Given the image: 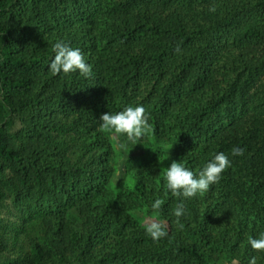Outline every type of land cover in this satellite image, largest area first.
<instances>
[{"label":"trees","instance_id":"trees-1","mask_svg":"<svg viewBox=\"0 0 264 264\" xmlns=\"http://www.w3.org/2000/svg\"><path fill=\"white\" fill-rule=\"evenodd\" d=\"M58 40L89 78L51 73ZM137 104L151 130L126 139L130 182L110 193L99 117ZM217 152L231 167L176 217L167 167L198 173ZM147 217L167 235L153 241ZM261 234L264 0H0V264H264Z\"/></svg>","mask_w":264,"mask_h":264},{"label":"clouds","instance_id":"clouds-1","mask_svg":"<svg viewBox=\"0 0 264 264\" xmlns=\"http://www.w3.org/2000/svg\"><path fill=\"white\" fill-rule=\"evenodd\" d=\"M209 11L214 12L215 7H211ZM53 52L54 55L48 64L53 75L78 72L84 78L91 76L92 65L86 61L80 48L72 47L67 42L58 40L54 44ZM99 120L103 130L126 135L127 140L133 146L139 143L151 130L146 109L140 104L127 106L117 112L107 111L100 115ZM121 146L123 147V145ZM244 152L245 149L239 146L232 149L233 156H243ZM231 165L232 161L224 152L215 153L198 173H194L184 163L173 160L164 174L167 190L181 198L173 214L178 218L183 216L185 214L184 199H191L207 192L213 184L219 181L223 171ZM163 204L164 200L156 198L151 202L150 207L159 210ZM144 229L153 241H158L167 235L165 225L160 222L146 223ZM249 243L253 249L264 250V234L251 239ZM249 264H256L254 257L249 260Z\"/></svg>","mask_w":264,"mask_h":264},{"label":"rangeland","instance_id":"rangeland-1","mask_svg":"<svg viewBox=\"0 0 264 264\" xmlns=\"http://www.w3.org/2000/svg\"><path fill=\"white\" fill-rule=\"evenodd\" d=\"M171 70L173 71L175 69L172 68ZM108 111L111 112V110H108ZM18 127L19 125L15 126L16 129ZM103 131L105 132V135L107 138V144H109V146L111 147V151H113V149L116 150L115 153H112L110 156V158H112L113 174H112V180L109 185V191L110 193H113L114 190L118 188L120 183L130 182L131 171H128L127 166L124 165V161H126V159L131 156V150L128 153V150L130 148L126 140L127 139L126 135L116 134L114 131H106V130H103ZM121 145H123V147ZM133 152L134 153L141 152V148L139 147V144L135 146V149ZM162 161H163L162 162V166H163L166 162L169 163V161L171 160H169V156L167 154H164V156L162 157ZM168 163H166L165 165H167ZM69 214H71L72 218L78 219L79 221V214H78V210L76 207L72 208ZM7 215L8 214H4V216H7ZM152 221L163 223L165 225V229L168 228V225L166 221L164 220H158L155 217H147L145 219V223H149ZM25 229H26L25 231L32 232V230L30 229V224L25 225ZM216 264H235V263L230 262L228 259H223V260L221 259V260H218Z\"/></svg>","mask_w":264,"mask_h":264}]
</instances>
